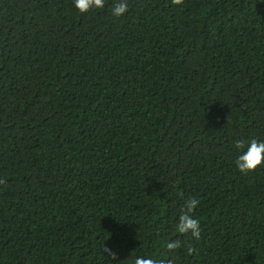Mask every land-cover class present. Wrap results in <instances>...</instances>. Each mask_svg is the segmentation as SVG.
<instances>
[{"label": "trees", "instance_id": "obj_1", "mask_svg": "<svg viewBox=\"0 0 264 264\" xmlns=\"http://www.w3.org/2000/svg\"><path fill=\"white\" fill-rule=\"evenodd\" d=\"M112 2L0 0V264H264V0Z\"/></svg>", "mask_w": 264, "mask_h": 264}, {"label": "clouds", "instance_id": "obj_2", "mask_svg": "<svg viewBox=\"0 0 264 264\" xmlns=\"http://www.w3.org/2000/svg\"><path fill=\"white\" fill-rule=\"evenodd\" d=\"M106 0H73L74 7L81 13L86 14L94 9L105 8ZM173 5H182L184 0H171ZM110 11L113 16L119 18L129 11L128 0H113ZM234 147L238 150V156L235 161L239 172L247 175L255 172L258 168L264 167V140L252 138L250 140L237 139L234 141ZM6 181L0 180V184ZM200 201L191 197L185 200L181 208L176 231L180 234H191L195 239L201 238V226L199 219L195 218L194 212ZM166 247L170 252H173L182 247V242L179 240L170 241ZM104 254L112 261L118 259L117 253L112 249L104 246ZM195 252L191 246L188 247V254L192 255ZM135 264H165V261L158 257H136Z\"/></svg>", "mask_w": 264, "mask_h": 264}]
</instances>
